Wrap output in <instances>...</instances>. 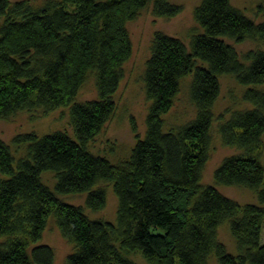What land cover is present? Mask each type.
I'll list each match as a JSON object with an SVG mask.
<instances>
[{
    "label": "trees",
    "instance_id": "1",
    "mask_svg": "<svg viewBox=\"0 0 264 264\" xmlns=\"http://www.w3.org/2000/svg\"><path fill=\"white\" fill-rule=\"evenodd\" d=\"M152 1L156 17L183 10L169 0H49L39 8L0 0V120L23 110L48 115L70 106L75 136L17 135L12 144L27 151L17 161L0 138V264H54V249L39 244L50 217L73 246L65 264H137L134 253L148 264H210L213 258L218 264H264V88H258L264 86V50L240 58L225 41L264 44V23L249 19L231 0L201 1L194 12L201 32L192 29L189 44L154 34L143 76L151 102L147 131L141 138L132 122L136 144L129 158L113 164L88 149L117 108L114 95L133 50L127 24ZM256 10L264 15V0ZM90 72L96 73L98 97L76 102ZM190 75L196 118L164 132L162 117ZM225 75L246 88L243 100L253 108L233 112L219 126L224 145L243 154L223 160L215 184L246 188L259 204L243 205L201 185ZM47 171L55 173L58 194H86L92 212L107 205L99 183L111 185L116 223L91 219L83 207L60 200L42 182ZM224 224L237 255L219 239Z\"/></svg>",
    "mask_w": 264,
    "mask_h": 264
},
{
    "label": "rangeland",
    "instance_id": "2",
    "mask_svg": "<svg viewBox=\"0 0 264 264\" xmlns=\"http://www.w3.org/2000/svg\"><path fill=\"white\" fill-rule=\"evenodd\" d=\"M26 1L32 7L39 8L49 0H11V3ZM202 0H169L170 3L182 6V12L172 18L156 17L153 14V1L140 11L137 18L127 24L131 41L132 56L124 64V78L119 89L114 95L116 111L105 124L101 133L88 144L90 152L96 156L107 158L111 163L117 164L127 160L136 144V134L132 129V122L137 125V133L141 138L145 137L147 126L146 119L151 102L146 96L143 76L146 63L151 56L153 37L156 32H162L168 36L179 38L186 44L190 42V31L201 28L195 20V9ZM261 0H231V4L240 9L249 19L255 23H264V15L257 13V6ZM237 50L240 58L251 50H264V44L258 40L248 39L242 43H235L225 39ZM192 76L185 77L181 81V87L175 98L174 106L169 113L162 117L164 132L178 131L196 118V108L190 100V85ZM221 92L214 107L215 121L211 129V146L209 160L202 172L201 185L215 186L224 196L237 201L240 204H259L254 193L246 188L238 186H217L214 174L223 160L227 157L242 155L243 151L224 145L219 133V126L223 120H228L235 111L251 109V104L243 100L245 87L239 85L235 78L229 75L220 78ZM258 88H264L260 86ZM98 97L97 77L95 72L88 73L86 80L79 91L76 102L84 103L95 100ZM223 116V118H221ZM57 131L68 133L73 139L74 127L69 107H60L48 115L42 111H19L7 119L0 120V138L12 148L15 160L27 155L26 146L16 147L13 139L20 134L36 133L38 136L51 134ZM0 177L4 176L0 174ZM42 182L50 188L55 195L68 204L81 206L91 219H103L116 223L118 200L113 188L108 183H99L97 187L106 190L107 205L104 210L92 212L85 207L86 194L60 195L55 191V173L51 171L42 174ZM160 233L164 231L158 230ZM219 239L227 247L230 254L237 255L236 242L230 233L228 225L219 228ZM264 242V226L262 231ZM39 244L49 245L55 251V263L65 264L66 257L73 252V246L61 235L54 218L49 219L43 239ZM137 264H148L138 253L130 255ZM210 264H218L213 258Z\"/></svg>",
    "mask_w": 264,
    "mask_h": 264
}]
</instances>
